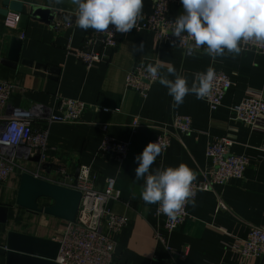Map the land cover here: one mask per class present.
I'll return each instance as SVG.
<instances>
[{"label":"crops","instance_id":"crops-1","mask_svg":"<svg viewBox=\"0 0 264 264\" xmlns=\"http://www.w3.org/2000/svg\"><path fill=\"white\" fill-rule=\"evenodd\" d=\"M10 1L22 3L26 15L22 20L21 13L4 7L0 1V11H8L7 15L0 13V80L15 85L11 103L26 109L42 104L56 111L63 99L87 106L79 123L51 125L44 156L38 149L31 151L30 174L49 178L58 169H66L77 176L79 167L87 166L96 187L103 188L107 178L116 180L120 197L111 203L110 209L115 215L126 217L128 224L115 235V264H262V259H244L238 255L234 245L248 237L250 226L264 227V132L235 121L231 108L250 92L264 97V55L226 53L213 60L203 51L186 56L168 43H156L151 32L131 30L120 33L118 47L103 51L106 58L88 68L69 54L68 49L81 48L86 35L96 30L76 26L57 35L51 26L56 11L76 15L74 0ZM56 3L65 4L75 12L57 10ZM182 11L180 0H176L170 8L171 16L176 18ZM151 12L152 0H143L140 15ZM8 18H19L17 27L7 26ZM14 38L21 41V60L46 66L43 77L21 72L20 64L17 68L11 66L8 57ZM157 62L161 65V76L174 79L167 72L169 67H174L187 79L189 87L197 74L209 66L215 72L227 74L233 86L216 111L194 93L186 95L182 104L173 106V98L160 82L153 85L146 97L125 86V77L135 66ZM53 69L58 73L53 74ZM176 115L192 119L194 131L175 133L172 123ZM136 120L139 124L134 127ZM166 132L173 135L171 146L156 158L152 168L185 163L193 172L192 182L203 181L211 168L206 152L215 137L231 139L232 152L249 159L243 179L218 186L215 192L200 191L194 203L188 205L189 218L173 233L166 232L158 222L157 204H146L141 199L144 178L137 179L134 172L138 166L135 157ZM106 137L130 145L125 164L99 154ZM22 174L15 170L0 185V204L8 207L7 221L0 222V249L6 246L10 232L60 241L69 225L65 220L30 212L16 204ZM219 196L227 210L216 212ZM39 202L41 207L54 203L46 198ZM156 229L172 248L187 249L188 254L174 259L156 239ZM0 264H8L2 253Z\"/></svg>","mask_w":264,"mask_h":264},{"label":"built area","instance_id":"built-area-1","mask_svg":"<svg viewBox=\"0 0 264 264\" xmlns=\"http://www.w3.org/2000/svg\"><path fill=\"white\" fill-rule=\"evenodd\" d=\"M3 1V0H0ZM176 0H152V12L140 15L136 26L132 30L148 31L154 34L156 43H168L177 48L186 56H194L204 51V46L193 47L191 55L187 54L194 42L182 34L183 39L172 35L175 20L170 14L171 6ZM76 15H63L56 11L52 19V29L59 35L65 29L76 27ZM19 18H8L6 25L17 27ZM119 34L113 26L103 32L94 31L86 35L83 46L79 49H68L78 61L88 68L102 62L106 58L103 51L115 50L119 45ZM242 53H256L264 55V44L254 41L242 42ZM158 64L159 75L153 77L147 71V64L141 63L130 71L125 77V86L143 96L150 92L153 85L159 82L161 65ZM210 93L203 99L211 110H218L229 89L233 86L230 77L223 72H215ZM15 85L0 80V185L6 183L15 170L30 174V154L38 149L44 156L49 130L54 123H79L87 106L76 100H61L57 111L42 104H34L30 108H19L11 103ZM235 121L251 127L253 130L264 132V97L261 94L250 92L238 105L231 108ZM192 119L187 116L176 115L172 126L175 133L190 134L194 131ZM139 124L136 120L133 125ZM173 135L163 133L151 142L159 141L161 153H165L171 146ZM234 142L227 137H215L207 147V157L211 161V168L204 174V180L192 182L193 196L185 202L173 217H167L162 212L155 216L166 232L177 231L189 218L188 205L193 202L200 191L215 192L218 186H225L230 181L243 179L249 165L246 156H237L232 152ZM264 151V146L262 147ZM100 155L125 164L129 154L130 145L122 141L106 137L100 148ZM159 157V156H158ZM43 165V163H40ZM32 175V174H31ZM34 176V175H33ZM50 183L60 185L81 193L82 201L75 222H70L64 237L59 241L60 250L57 261L62 259L63 264H115V249L118 235L128 224L124 216L115 215L110 209L112 202L120 197L116 189V180L107 178L103 188L96 187L91 170L87 166L79 167L78 175L74 176L66 169H58L52 177L34 176ZM227 210V206L218 197L216 212ZM160 224V225H161ZM156 239L162 243L173 258H184L188 251H177L172 248L166 238L155 231ZM236 253L244 259H262L264 264V227L250 226L248 237L236 247ZM175 261V260H174Z\"/></svg>","mask_w":264,"mask_h":264},{"label":"clouds","instance_id":"clouds-1","mask_svg":"<svg viewBox=\"0 0 264 264\" xmlns=\"http://www.w3.org/2000/svg\"><path fill=\"white\" fill-rule=\"evenodd\" d=\"M76 4L75 23L81 29H94L99 32L113 26L115 32L129 33L136 26L143 8V0H74ZM183 11L172 23V35L183 39L182 34L194 42L187 50L191 55L193 47L204 46V51L213 60L226 53L239 55L242 42L254 41L264 44V0H180ZM143 47V45H141ZM147 71L156 77L158 64L147 66ZM175 78L160 76L159 82L168 90L174 105L184 102V97L194 93L202 99L210 93L215 79V70L209 66L198 73L189 87L187 79L176 72L174 67L167 69ZM161 153L159 141L149 142L135 157L134 169L137 179L144 178L140 196L146 204H158L157 213L173 217L193 193L192 170L185 163L178 166L152 168ZM194 203V201H193ZM59 264H63L62 259Z\"/></svg>","mask_w":264,"mask_h":264},{"label":"water","instance_id":"water-1","mask_svg":"<svg viewBox=\"0 0 264 264\" xmlns=\"http://www.w3.org/2000/svg\"><path fill=\"white\" fill-rule=\"evenodd\" d=\"M56 1L57 0H53ZM4 7L22 14L24 20L26 15L23 14V5L17 1L4 0ZM55 8L62 11H72L75 9L62 4L56 3ZM1 14L7 15L8 11L2 10ZM12 47L9 54V61L13 68L27 74H35L44 76L46 66L33 61L20 59V39L12 40ZM53 74H57L56 69L52 70ZM46 198L54 203L46 207H41L40 199ZM81 202V194L73 189H69L60 185L50 183L44 179L36 178L31 174L23 173L20 180L19 192L16 204L30 212L44 213L73 222L76 220ZM8 216V207L0 204V222L5 223ZM60 249L59 241L35 237L31 235L10 232L7 237L6 246L0 249V253L6 256L8 264H57V259Z\"/></svg>","mask_w":264,"mask_h":264},{"label":"bare ground","instance_id":"bare-ground-1","mask_svg":"<svg viewBox=\"0 0 264 264\" xmlns=\"http://www.w3.org/2000/svg\"><path fill=\"white\" fill-rule=\"evenodd\" d=\"M4 1V0H3ZM62 11V10H61ZM67 14H71V13H65V15H67ZM19 108H21V107H19ZM162 136V135H161ZM206 154H207V152H206ZM235 155H237V154H235ZM237 156H241V155H237ZM80 193V192H79ZM81 194V193H80ZM81 201H82V195H81ZM81 203V202H80ZM190 204V203H189ZM79 211V210H78ZM77 218V217H76ZM76 221V220H75ZM75 221H73V222H75ZM70 223V222H69ZM72 223V222H71ZM169 244V243H168ZM60 250V249H59ZM59 254V253H58ZM58 257V256H57ZM175 259V258H174ZM55 262L57 263V264H59V261H57V259L55 260Z\"/></svg>","mask_w":264,"mask_h":264}]
</instances>
